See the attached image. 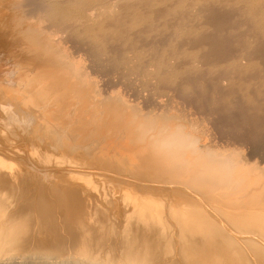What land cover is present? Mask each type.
<instances>
[{
	"label": "bare ground",
	"instance_id": "bare-ground-1",
	"mask_svg": "<svg viewBox=\"0 0 264 264\" xmlns=\"http://www.w3.org/2000/svg\"><path fill=\"white\" fill-rule=\"evenodd\" d=\"M249 142L264 0H0V264H264Z\"/></svg>",
	"mask_w": 264,
	"mask_h": 264
},
{
	"label": "rangeland",
	"instance_id": "rangeland-1",
	"mask_svg": "<svg viewBox=\"0 0 264 264\" xmlns=\"http://www.w3.org/2000/svg\"><path fill=\"white\" fill-rule=\"evenodd\" d=\"M121 92H122V91H121ZM133 100H134V99H133ZM178 101H179V102H178ZM174 103H175V106H178L179 104H178V105H176V104H177V103H181V102H180V100H176ZM184 104H185V105H184ZM184 104H180L177 108H179L181 111H184V110H182L183 106H184L183 109H186V108H187L186 105H190V104H187V103H184ZM188 108H189L190 110L192 109V110H191V113H192V114H193V112H194L193 116H192L190 113H189V114L186 113V112H187L186 110L184 111V113H186V114H188V115H191L194 119H196V116H197V119H199V117L202 115V114H201V115L198 114V112H197L196 110H194V107H192V106L189 107V106H188ZM188 108H187V110H188V112H189V109H188ZM196 112H197V113H196ZM195 113L198 114L199 117H198V115H196ZM194 115H195V116H194ZM202 116H203L202 119L205 120V122L208 124V127L213 126V124H212V125L209 124L208 121H209L210 119H208V117L206 118V116H204V115H202ZM192 117H191V118H192ZM193 118H192V119H193ZM199 120H201V117H200ZM203 120H202V121H203ZM211 128H212V127H211ZM212 131H213V130H212ZM219 132H220V133H224L225 131L223 130V131H219ZM213 133H214V132H213ZM216 134H218V130H217V133H216ZM220 135H222V134H218V135H217V136L219 137V138H218V141H220V142L222 141V142H223V140H222V138H221ZM238 135H241V134L239 133ZM220 138H221V139H220ZM222 142H221V143H222ZM249 143H250V144H249L250 147H251V145H252V147H253V146L255 147V145H254L255 142H249ZM235 144H236V147H238V146H240L241 143H239V145H238V143H235ZM237 145H238V146H237ZM242 145H243V144H241V146H242ZM244 145H245V144H244ZM244 145H243V149H244V150L241 149V148H242L241 146L239 147V148H240V151H241L242 153H244L245 156H248V157H249V155H251V153H252L253 157H251V159H253V160H254V157H255V160H257V159L259 158V156H260L259 161L257 160V162L260 163V162H261V161H260L261 158H263V162H261V163H262V165H264V155H262V153H264V151H263V152H261V151H258V152H257V151L255 150V148H254V150H255V151H254L252 147H251V148L249 147L248 143H246L245 147H244ZM246 146H248V148H247ZM245 149H246V151H245ZM247 149H248V152H247ZM249 149H252V150H249ZM244 151H245V152H244ZM251 151H254V152H251ZM255 152H256V153H255ZM260 152H261V154H260ZM257 153L259 154V156H257V155H258ZM255 154H256V155H255ZM252 155H251V156H252ZM254 155H255V156H254ZM261 155H262V156H261ZM248 157H246V158H248ZM256 158H257V159H256ZM260 165H261V164H260ZM262 165H261V166H262ZM167 192H168V191H167ZM169 192H172V191H169ZM156 196H159V195H156Z\"/></svg>",
	"mask_w": 264,
	"mask_h": 264
}]
</instances>
